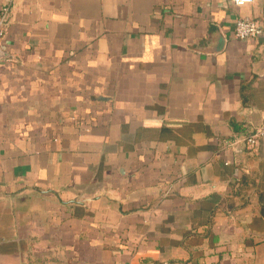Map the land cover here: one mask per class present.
<instances>
[{"label": "crops", "instance_id": "crops-1", "mask_svg": "<svg viewBox=\"0 0 264 264\" xmlns=\"http://www.w3.org/2000/svg\"><path fill=\"white\" fill-rule=\"evenodd\" d=\"M8 3L0 264H264V0Z\"/></svg>", "mask_w": 264, "mask_h": 264}, {"label": "built area", "instance_id": "built-area-1", "mask_svg": "<svg viewBox=\"0 0 264 264\" xmlns=\"http://www.w3.org/2000/svg\"><path fill=\"white\" fill-rule=\"evenodd\" d=\"M231 1L237 6H243L247 0ZM10 24L11 7L8 3L0 10V40L7 35ZM234 31L235 37L239 40L256 39L264 35V24L252 16L240 17L235 24ZM73 119L79 122L77 115H75ZM262 142H264V122L254 133L244 138L237 139L235 144L243 143L247 145L248 148L258 151Z\"/></svg>", "mask_w": 264, "mask_h": 264}]
</instances>
